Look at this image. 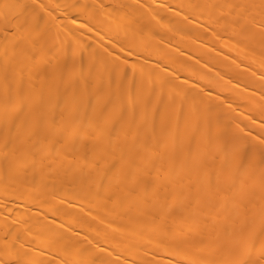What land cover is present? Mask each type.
Segmentation results:
<instances>
[{
	"label": "bare ground",
	"instance_id": "1",
	"mask_svg": "<svg viewBox=\"0 0 264 264\" xmlns=\"http://www.w3.org/2000/svg\"><path fill=\"white\" fill-rule=\"evenodd\" d=\"M0 264H264V0H0Z\"/></svg>",
	"mask_w": 264,
	"mask_h": 264
}]
</instances>
